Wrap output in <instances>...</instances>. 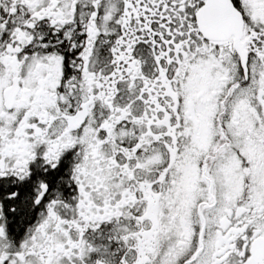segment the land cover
<instances>
[{
    "label": "snow or ice",
    "instance_id": "obj_1",
    "mask_svg": "<svg viewBox=\"0 0 264 264\" xmlns=\"http://www.w3.org/2000/svg\"><path fill=\"white\" fill-rule=\"evenodd\" d=\"M0 264H264V0H0Z\"/></svg>",
    "mask_w": 264,
    "mask_h": 264
}]
</instances>
